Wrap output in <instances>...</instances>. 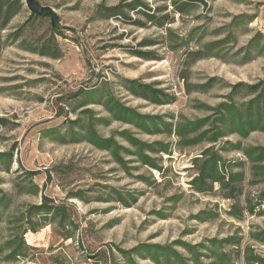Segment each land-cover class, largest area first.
Wrapping results in <instances>:
<instances>
[{
	"label": "rangeland",
	"instance_id": "1",
	"mask_svg": "<svg viewBox=\"0 0 264 264\" xmlns=\"http://www.w3.org/2000/svg\"><path fill=\"white\" fill-rule=\"evenodd\" d=\"M135 1L152 12L162 8L157 15L169 17L165 25L167 31L130 10L125 13L140 24L96 18L100 5L108 8ZM38 2L53 8L66 39H58L63 53L58 60L41 58L15 47L0 51V152L13 151L11 172L0 173V189L12 196L4 218L8 219L10 213L23 212L29 205L39 204L40 195H45L55 203H69L79 229L73 240H64L60 232H54V226H45L36 233L27 232L23 237L32 248L28 252L31 259L17 264H123L118 249L128 251L142 244L169 245L175 241L196 244L204 239L223 238L237 229L245 243L251 225L264 228V217L244 216L242 222L234 221L224 213L227 201L188 190L186 168L198 148L183 152L172 150L171 156L149 154L162 159L158 162L166 175L162 178L161 173L147 167L133 168L126 174L113 162L108 151L98 150L84 141L71 143L67 136V121H73L84 109H89L94 118L109 120L108 125H94L97 135L113 137L126 149L131 148L117 135L122 131H129L144 143L172 144L175 141L174 137L158 133L146 135L131 125L111 120L100 105L79 108L84 94L94 88L102 87L104 93L141 115L172 113L175 117L182 115L194 120L210 115L206 107L225 101L230 86L264 82V51L245 63L241 54L234 55L255 33L264 36V0H215L206 1V6L197 2L198 7L185 16L173 14L169 3L159 0ZM27 11L24 9L10 27L21 24ZM241 15L252 17V21L238 28L235 43L218 49L223 59L205 58L192 64L186 72L183 54L187 49H195L201 32L205 35L204 42L215 41L219 38L214 31ZM45 22L49 24V19ZM198 27H202V31L198 30L192 42L180 47L182 44L175 37L185 40L190 31ZM40 31L35 25L33 33L38 35ZM183 72L187 76L185 81L181 80ZM213 77L217 80L212 88L207 92L197 91V85ZM128 80L172 95L175 101L158 105L138 98L123 87ZM78 91L83 93L72 99ZM238 98L247 99L244 90ZM58 99H62V103L57 102ZM60 105L64 107L61 110ZM54 128H60L66 135L65 142L58 143L50 134H45L46 129ZM228 139L234 141L236 137ZM243 143L264 146V133H252ZM123 157L128 167H139L131 162L133 157ZM228 157L240 155L232 153ZM33 172L38 174L30 177L28 174ZM139 176L148 177L155 186H146L139 181ZM31 185L38 186V195L25 192ZM110 188L133 193L135 203L123 206L110 194ZM262 189L264 184L247 187L246 193L254 196ZM82 193L87 202L73 197ZM178 194L182 198L175 206L167 201ZM203 210L217 214L213 220L200 223L194 216ZM14 227L17 230L21 226L14 224ZM0 230L2 236L7 237L8 226L0 225ZM256 248L261 251L260 247ZM135 261L152 264L141 258Z\"/></svg>",
	"mask_w": 264,
	"mask_h": 264
},
{
	"label": "trees",
	"instance_id": "2",
	"mask_svg": "<svg viewBox=\"0 0 264 264\" xmlns=\"http://www.w3.org/2000/svg\"><path fill=\"white\" fill-rule=\"evenodd\" d=\"M159 1L168 2L173 14L185 16L198 7L197 2L206 6L208 1L215 0H206L207 2L205 0ZM24 9H26L24 0H0V51L15 47L41 58L60 59L63 53L58 39H66V36L59 22L57 27L53 28L47 15H35L27 11V17L21 24L10 27L12 21ZM126 10L141 14L148 21L166 30L165 25L169 17L157 15L162 8L152 12L140 1L108 8L100 5L95 14L97 19L114 18L124 23L140 24L132 20L125 13ZM46 19H49V24L45 22ZM251 21L252 17L246 15L232 18L227 25L214 31L215 36L219 38L215 41H203L205 35L202 27L192 29L185 40L176 36V40L182 44L179 46L182 47L192 42L194 33L198 30L202 31L195 41V49H187L183 54L185 71L187 72V68L192 64L205 58L223 59L218 49L235 43V32L240 26H246ZM35 25L41 28L38 35L33 33ZM168 34L172 33L168 32ZM256 48L258 51L255 52ZM214 49L217 53L210 54ZM263 51L264 36L261 33H255L247 44L234 55L241 54L243 63H245L259 56ZM186 78L183 72L181 80L185 81ZM216 80L217 78L213 77L202 85H197V91L207 92ZM123 87L134 96L154 104H171L175 101L172 95L156 91L151 86L142 85L135 80L125 81ZM229 88L224 96L225 101L214 107H206L205 111L210 115L194 120H188L182 115L175 117L172 113L163 116L141 115L135 109L126 107L119 99L104 93L102 87L94 88L84 94L82 106L79 105V108L88 104L100 105L110 115L111 120L131 125L146 135L158 133L168 138L174 137L175 141L172 144L161 141L144 143L136 139L129 131H122L117 135L131 148L126 149L119 145L113 137L101 138L97 135L94 125L96 123L108 125L109 120L94 118L93 112L89 109H84L73 121L66 120L69 132L67 136L71 143L84 141L98 150L108 151L113 162L126 174H130L129 170L133 168L147 167L161 173L162 178L166 177L158 163L162 159L150 155L171 156L172 150L183 152L186 149L198 148L197 153L189 161L190 166L186 168L189 174L186 182L188 190L192 194L218 197L227 201L228 207L224 213L234 221L242 222L244 216L264 217V189L259 190L254 196L246 193L247 187L252 188L264 184V146L243 143L252 133H264V82L253 85L238 83ZM242 90L245 91L247 99L238 98ZM82 93L83 91H78L71 98H77ZM57 102L62 103V99H58ZM63 108L61 106L59 109ZM46 130L45 134H50L56 142H65L66 135L60 128ZM230 136H235L236 140H229ZM232 153L239 154L240 157L229 158L228 155ZM124 155L133 157L134 161L131 162L139 164V167H128ZM16 163L19 166L17 161ZM12 166L13 151L0 152V173H10ZM37 174L33 172L28 175L33 177ZM137 178L148 187L155 186V182L148 177L139 176ZM109 191L114 196L113 198H116L115 200L123 206H130L136 201V197L129 191H120L116 188H110ZM25 192L38 195V186L31 185ZM73 197L87 202L83 193L82 195L75 194ZM181 198V194L172 195L167 201L175 206ZM11 204V194L0 189V225L8 226L7 237L2 236L0 230V264H17L31 259L28 252L32 248L25 243L23 237L27 232L36 233L38 229L45 226H54V232H60L64 240H73L78 232L79 227L74 222L73 212L70 205H67L69 203H55L53 199L40 195L39 204L29 205L23 212L17 214L10 213L9 218L5 220L4 215L10 209ZM216 214L212 210H203L196 214L194 219L200 223H206L213 220ZM14 224H19L21 227L16 230ZM237 231L223 238L204 239L196 244L184 241H175L169 245L142 244L128 251L118 249V252L123 259V264H137L135 258L148 260L152 264H264V228L251 225L245 243L243 236ZM256 247H260L261 251H257Z\"/></svg>",
	"mask_w": 264,
	"mask_h": 264
},
{
	"label": "water",
	"instance_id": "3",
	"mask_svg": "<svg viewBox=\"0 0 264 264\" xmlns=\"http://www.w3.org/2000/svg\"><path fill=\"white\" fill-rule=\"evenodd\" d=\"M24 4L29 13L35 15H47L51 21L52 27H57L59 21L52 7L40 5L37 0H24Z\"/></svg>",
	"mask_w": 264,
	"mask_h": 264
}]
</instances>
